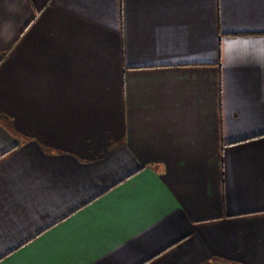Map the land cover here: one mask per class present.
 Listing matches in <instances>:
<instances>
[{
	"label": "crops",
	"instance_id": "0c3cea01",
	"mask_svg": "<svg viewBox=\"0 0 264 264\" xmlns=\"http://www.w3.org/2000/svg\"><path fill=\"white\" fill-rule=\"evenodd\" d=\"M0 264H264V0H0Z\"/></svg>",
	"mask_w": 264,
	"mask_h": 264
}]
</instances>
